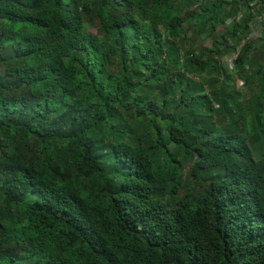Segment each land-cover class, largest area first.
I'll return each instance as SVG.
<instances>
[{
  "label": "trees",
  "instance_id": "obj_1",
  "mask_svg": "<svg viewBox=\"0 0 264 264\" xmlns=\"http://www.w3.org/2000/svg\"><path fill=\"white\" fill-rule=\"evenodd\" d=\"M0 264H264V0H0Z\"/></svg>",
  "mask_w": 264,
  "mask_h": 264
},
{
  "label": "rangeland",
  "instance_id": "obj_2",
  "mask_svg": "<svg viewBox=\"0 0 264 264\" xmlns=\"http://www.w3.org/2000/svg\"><path fill=\"white\" fill-rule=\"evenodd\" d=\"M229 24H230V22H227L226 26L220 27L219 28V33L221 34L222 32H226L227 31V26ZM260 29H262V26H258L257 29L255 30V32L259 31ZM84 31L86 33H95L96 32V29L93 26H91V25L85 24ZM212 43H213V38H210L207 41V45L208 46H211ZM240 90L243 92L244 97L246 98V101H249V99L251 98V96H253V91H251L249 89L245 91L244 88L242 87V84L241 83H240ZM183 194H185V191L184 190H181L179 196H177L176 198H179V197L183 196Z\"/></svg>",
  "mask_w": 264,
  "mask_h": 264
},
{
  "label": "built area",
  "instance_id": "obj_3",
  "mask_svg": "<svg viewBox=\"0 0 264 264\" xmlns=\"http://www.w3.org/2000/svg\"><path fill=\"white\" fill-rule=\"evenodd\" d=\"M262 31H263V28L260 29L259 31L255 32L254 35H253V37H260L261 34H262Z\"/></svg>",
  "mask_w": 264,
  "mask_h": 264
}]
</instances>
